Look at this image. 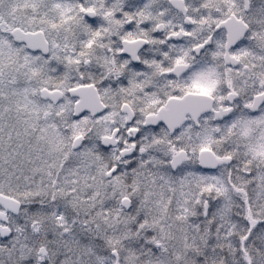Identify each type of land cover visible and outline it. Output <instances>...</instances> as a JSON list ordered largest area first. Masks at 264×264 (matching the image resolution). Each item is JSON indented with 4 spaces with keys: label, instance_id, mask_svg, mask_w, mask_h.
<instances>
[{
    "label": "snow or ice",
    "instance_id": "1",
    "mask_svg": "<svg viewBox=\"0 0 264 264\" xmlns=\"http://www.w3.org/2000/svg\"><path fill=\"white\" fill-rule=\"evenodd\" d=\"M0 264H264V0H0Z\"/></svg>",
    "mask_w": 264,
    "mask_h": 264
}]
</instances>
